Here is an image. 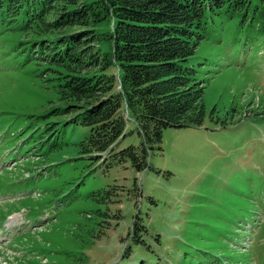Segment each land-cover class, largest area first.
Instances as JSON below:
<instances>
[{
    "label": "rangeland",
    "instance_id": "374dc122",
    "mask_svg": "<svg viewBox=\"0 0 264 264\" xmlns=\"http://www.w3.org/2000/svg\"><path fill=\"white\" fill-rule=\"evenodd\" d=\"M202 22L186 66L207 116L164 129L140 173L81 154L89 128L53 113L58 76L22 24H0V264H264V0ZM125 133L113 153L140 144Z\"/></svg>",
    "mask_w": 264,
    "mask_h": 264
},
{
    "label": "trees",
    "instance_id": "16d2710c",
    "mask_svg": "<svg viewBox=\"0 0 264 264\" xmlns=\"http://www.w3.org/2000/svg\"><path fill=\"white\" fill-rule=\"evenodd\" d=\"M248 4L249 0H0V23L22 24L26 36L34 39L33 52L58 76L62 108L53 113L89 128L80 143L81 154L96 163L106 154L102 164L107 158L119 165L128 162L140 173L150 169L149 156L161 151L164 129L199 128L207 116L203 88L186 66L202 38L204 10L234 12ZM110 23L107 32L99 31ZM212 113L208 120L217 122ZM128 121L135 124L140 144L113 153L126 137ZM119 191L123 190L118 186L109 187L93 198L104 201ZM133 228L136 242V222Z\"/></svg>",
    "mask_w": 264,
    "mask_h": 264
}]
</instances>
